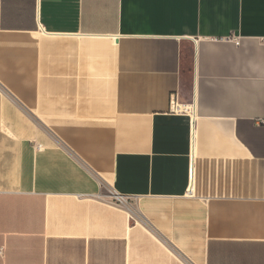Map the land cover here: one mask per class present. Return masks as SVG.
<instances>
[{
	"label": "crops",
	"instance_id": "crops-1",
	"mask_svg": "<svg viewBox=\"0 0 264 264\" xmlns=\"http://www.w3.org/2000/svg\"><path fill=\"white\" fill-rule=\"evenodd\" d=\"M262 38L264 0H0V264H264Z\"/></svg>",
	"mask_w": 264,
	"mask_h": 264
},
{
	"label": "built area",
	"instance_id": "built-area-1",
	"mask_svg": "<svg viewBox=\"0 0 264 264\" xmlns=\"http://www.w3.org/2000/svg\"><path fill=\"white\" fill-rule=\"evenodd\" d=\"M262 41L264 42V38H262ZM172 107L179 111V112H188V113H193L194 111V106L193 105H190V106H187L185 107V105H182L180 102H179V97L178 95H174L173 98H172ZM112 196L114 198V200L119 204V205H122V206H126L130 211H131V214H132V217L135 218L137 213L135 210L132 209V207L128 204V201L126 200L125 196L123 195H120V194H117L116 192H113L112 193ZM5 251V247L4 246H1L0 245V253H4Z\"/></svg>",
	"mask_w": 264,
	"mask_h": 264
}]
</instances>
